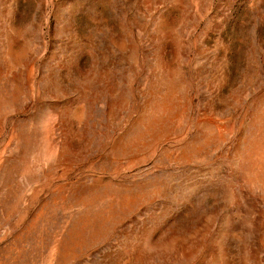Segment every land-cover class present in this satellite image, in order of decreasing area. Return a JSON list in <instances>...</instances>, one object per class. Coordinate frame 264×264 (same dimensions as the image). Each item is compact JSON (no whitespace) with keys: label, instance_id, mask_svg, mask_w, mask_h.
I'll list each match as a JSON object with an SVG mask.
<instances>
[{"label":"rangeland","instance_id":"rangeland-1","mask_svg":"<svg viewBox=\"0 0 264 264\" xmlns=\"http://www.w3.org/2000/svg\"><path fill=\"white\" fill-rule=\"evenodd\" d=\"M0 264H264V0H0Z\"/></svg>","mask_w":264,"mask_h":264}]
</instances>
